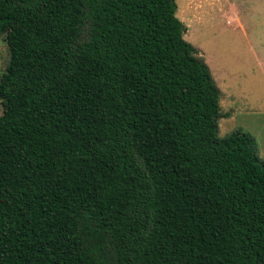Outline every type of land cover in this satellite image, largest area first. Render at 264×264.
Masks as SVG:
<instances>
[{"label":"trees","instance_id":"trees-1","mask_svg":"<svg viewBox=\"0 0 264 264\" xmlns=\"http://www.w3.org/2000/svg\"><path fill=\"white\" fill-rule=\"evenodd\" d=\"M175 13L0 0V264H264V161Z\"/></svg>","mask_w":264,"mask_h":264},{"label":"rangeland","instance_id":"rangeland-1","mask_svg":"<svg viewBox=\"0 0 264 264\" xmlns=\"http://www.w3.org/2000/svg\"><path fill=\"white\" fill-rule=\"evenodd\" d=\"M175 2V14L186 26L184 39L197 49L219 89L220 112L227 116L218 119V135L235 129L249 134L264 161V0ZM7 60L0 34V75Z\"/></svg>","mask_w":264,"mask_h":264},{"label":"crops","instance_id":"crops-1","mask_svg":"<svg viewBox=\"0 0 264 264\" xmlns=\"http://www.w3.org/2000/svg\"><path fill=\"white\" fill-rule=\"evenodd\" d=\"M176 8H177V6H176ZM185 11L182 9L179 13L181 14V15H183L184 16V18L183 17H181V19H185V13H184ZM181 21V20H180ZM186 27V26H185Z\"/></svg>","mask_w":264,"mask_h":264}]
</instances>
